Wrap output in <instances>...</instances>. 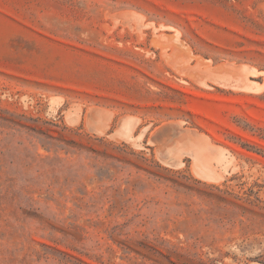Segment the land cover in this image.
Segmentation results:
<instances>
[{"label": "rangeland", "instance_id": "1", "mask_svg": "<svg viewBox=\"0 0 264 264\" xmlns=\"http://www.w3.org/2000/svg\"><path fill=\"white\" fill-rule=\"evenodd\" d=\"M0 264H264V0H0Z\"/></svg>", "mask_w": 264, "mask_h": 264}, {"label": "bare ground", "instance_id": "2", "mask_svg": "<svg viewBox=\"0 0 264 264\" xmlns=\"http://www.w3.org/2000/svg\"><path fill=\"white\" fill-rule=\"evenodd\" d=\"M127 18H128V17H127ZM129 18H130V17H129ZM132 19H133V18H132ZM130 20H131V19H130ZM120 21L122 22V20H120ZM126 21H127V20H126ZM131 24H132V23H131ZM143 25H144V24H143ZM117 26H118V25H117ZM120 26H121V25H120ZM124 26H125V25H124ZM124 26H123V27H124ZM144 26H145V25H144ZM134 27H135V26H133V28H134ZM138 27H139V26H138ZM141 27H142V26H141ZM145 27H147V26H145ZM125 28H126V27H125ZM132 30H133V29H132ZM132 30H131V31H132ZM136 31H138V30H136ZM136 31L134 30V32H136ZM140 31H141V30H140ZM140 31H139V32H140ZM142 33H143V32H142ZM138 34H140V33H138ZM138 34H137V35H138ZM203 60H204V59H203ZM203 62L205 63V60H204ZM208 62H210V61H208ZM184 63H185V62H184ZM206 63H207V62H206ZM210 63H211V62H210ZM192 76H193V75H191V77H192ZM194 77H195V76H194ZM195 80H197V78H195ZM209 89H210V87H209ZM225 89H226V88H225ZM218 177H219V176H218Z\"/></svg>", "mask_w": 264, "mask_h": 264}]
</instances>
